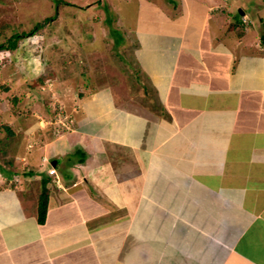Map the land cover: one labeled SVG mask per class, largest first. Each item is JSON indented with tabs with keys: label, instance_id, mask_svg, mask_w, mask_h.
<instances>
[{
	"label": "crops",
	"instance_id": "0c3cea01",
	"mask_svg": "<svg viewBox=\"0 0 264 264\" xmlns=\"http://www.w3.org/2000/svg\"><path fill=\"white\" fill-rule=\"evenodd\" d=\"M183 1L185 20L139 36L127 79L160 111L108 84L76 131L44 141L38 169L0 189V264H264V48L246 12L218 22L212 3L197 27Z\"/></svg>",
	"mask_w": 264,
	"mask_h": 264
},
{
	"label": "rangeland",
	"instance_id": "374dc122",
	"mask_svg": "<svg viewBox=\"0 0 264 264\" xmlns=\"http://www.w3.org/2000/svg\"><path fill=\"white\" fill-rule=\"evenodd\" d=\"M212 3H217V14L222 12L218 22L225 14L229 20H241L245 11L254 42L264 48V0H197L192 16L197 27L202 9ZM55 14L35 34L21 38L15 50L0 49V162L16 175L38 169L44 141L58 131H76L80 117L95 108L91 100L100 99L108 84L109 95L118 103L125 105L129 89L132 102L154 114L160 111L153 93L149 98L138 84L128 83L140 69L135 48H142L146 36H139L146 31L162 33L174 27L161 17L185 20L183 0H61L58 10L55 0H0V43ZM185 29L175 26L176 33ZM20 175L11 177L13 182ZM12 180L0 172V189L14 186ZM27 186L30 193L40 191L37 184Z\"/></svg>",
	"mask_w": 264,
	"mask_h": 264
},
{
	"label": "trees",
	"instance_id": "16d2710c",
	"mask_svg": "<svg viewBox=\"0 0 264 264\" xmlns=\"http://www.w3.org/2000/svg\"><path fill=\"white\" fill-rule=\"evenodd\" d=\"M56 1V8L58 10V5L61 3V0H55ZM68 3V2H65ZM56 16V14L54 16H50L47 19H45V22L42 23H37L30 31L28 32H22V33H14L12 34L5 43H0V49H8V50H15L18 47L19 44V40L27 35H33L35 34L39 29L43 28L44 25L52 20L54 17ZM7 130L12 133L10 131V129L7 127ZM0 144H1V139H0ZM82 159L80 161H84V155L85 153L82 152ZM0 172L7 176V178H9L10 180L13 179V176H16V172L11 171V169L6 168L1 162H0ZM31 173L32 170H31ZM30 171H28L27 173H23L24 175L28 176L31 175ZM12 177V179H11ZM13 181V180H12ZM42 183H43V189L39 195V204H38V221L39 223H44L46 220V215H47V210H48V199H49V191L48 188L46 187L47 181L42 178Z\"/></svg>",
	"mask_w": 264,
	"mask_h": 264
},
{
	"label": "built area",
	"instance_id": "2783aa9c",
	"mask_svg": "<svg viewBox=\"0 0 264 264\" xmlns=\"http://www.w3.org/2000/svg\"><path fill=\"white\" fill-rule=\"evenodd\" d=\"M49 171H50V173H55L56 169L55 168H51Z\"/></svg>",
	"mask_w": 264,
	"mask_h": 264
},
{
	"label": "clouds",
	"instance_id": "9594fccd",
	"mask_svg": "<svg viewBox=\"0 0 264 264\" xmlns=\"http://www.w3.org/2000/svg\"><path fill=\"white\" fill-rule=\"evenodd\" d=\"M245 15V14H244ZM244 15H242V16H244ZM59 132V131H58ZM51 168H55L54 166H51L50 168H49V170L51 169ZM56 169V168H55ZM56 172V171H55ZM49 173H50V171H49ZM50 174H53V173H50Z\"/></svg>",
	"mask_w": 264,
	"mask_h": 264
},
{
	"label": "water",
	"instance_id": "95a60500",
	"mask_svg": "<svg viewBox=\"0 0 264 264\" xmlns=\"http://www.w3.org/2000/svg\"><path fill=\"white\" fill-rule=\"evenodd\" d=\"M245 14V11H241V15H244Z\"/></svg>",
	"mask_w": 264,
	"mask_h": 264
}]
</instances>
